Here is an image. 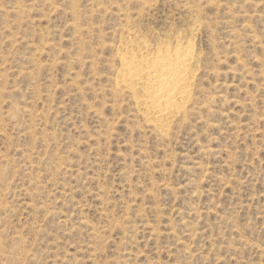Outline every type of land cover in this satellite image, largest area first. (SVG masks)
<instances>
[{
  "label": "rangeland",
  "instance_id": "1",
  "mask_svg": "<svg viewBox=\"0 0 264 264\" xmlns=\"http://www.w3.org/2000/svg\"><path fill=\"white\" fill-rule=\"evenodd\" d=\"M178 39L158 129L117 56ZM0 264H264V0H0Z\"/></svg>",
  "mask_w": 264,
  "mask_h": 264
},
{
  "label": "bare ground",
  "instance_id": "2",
  "mask_svg": "<svg viewBox=\"0 0 264 264\" xmlns=\"http://www.w3.org/2000/svg\"><path fill=\"white\" fill-rule=\"evenodd\" d=\"M183 41L161 42L153 50L145 47L139 52L130 50L117 56L122 66L120 77L123 85L136 94L141 93L136 98L138 104L144 107L149 122L158 129L168 127L167 123L170 124L172 118L183 114L192 98L196 50L191 41Z\"/></svg>",
  "mask_w": 264,
  "mask_h": 264
}]
</instances>
